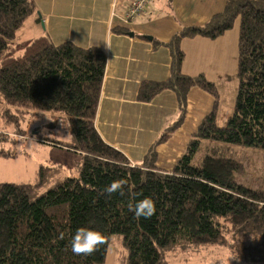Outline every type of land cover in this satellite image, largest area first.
Here are the masks:
<instances>
[{"label": "trees", "instance_id": "obj_1", "mask_svg": "<svg viewBox=\"0 0 264 264\" xmlns=\"http://www.w3.org/2000/svg\"><path fill=\"white\" fill-rule=\"evenodd\" d=\"M35 12L33 0H0V112L10 113L12 120L61 114L66 141L40 133L33 138L78 155L80 166L77 177L63 179L59 169L41 166L36 184L0 183V264H105L114 235L123 238L127 264H165L170 253L208 246H228L237 260L264 264V191L239 184L235 175L244 165L224 154L226 146L264 150V0H227L208 23L185 27L166 44L170 77L141 85V102L165 90L178 98L179 119L158 143L182 125L191 89L215 98L172 172L155 166V153L132 166L96 130L107 64L103 50L71 42L54 45L45 36L17 43V32ZM238 19V88L233 112L221 126L217 88L202 75L183 74L181 41L217 39ZM203 144H208L205 152ZM48 179L55 183L41 193ZM116 180L124 181L123 194L102 193ZM146 196L156 212L136 218L128 205ZM78 227L101 234L91 254L70 250Z\"/></svg>", "mask_w": 264, "mask_h": 264}, {"label": "crops", "instance_id": "obj_2", "mask_svg": "<svg viewBox=\"0 0 264 264\" xmlns=\"http://www.w3.org/2000/svg\"><path fill=\"white\" fill-rule=\"evenodd\" d=\"M33 1L36 12L17 32V43L45 36L54 45L71 42L83 49L103 50L107 64L96 130L132 166L142 165L149 154L155 153V166L172 172L202 120L213 110L215 98L199 88L191 89L182 125L158 143L179 119L177 95L165 90L150 102H141L139 90L144 82H164L170 77L171 52L166 44L185 27L208 23L224 10L227 0H152L144 13L131 21L126 18L131 0ZM239 34L238 19L233 29L217 39L181 41L185 53L183 74L202 75L217 88L221 126L232 114L221 115L220 89L222 83L237 75Z\"/></svg>", "mask_w": 264, "mask_h": 264}, {"label": "rangeland", "instance_id": "obj_3", "mask_svg": "<svg viewBox=\"0 0 264 264\" xmlns=\"http://www.w3.org/2000/svg\"><path fill=\"white\" fill-rule=\"evenodd\" d=\"M237 88V77L222 83L221 115L233 112ZM61 117V114L43 113L27 114L23 118L12 120L10 113L6 116L0 112V183L36 184L39 181L41 166L59 169L63 179L78 176L80 166L78 155L38 141L36 138V143L33 142L30 148L27 147L29 139L39 133L45 138L66 141L67 136L61 125ZM221 122L222 119H219L218 123ZM21 138H24L25 147L18 151L15 145ZM207 147L208 144H203V152ZM224 154L243 163L244 170L235 175L239 184L253 190L264 191V150L226 146ZM193 164H199L198 157ZM54 183L55 181L50 179L41 193L46 192ZM127 257L128 250L123 244V238L119 235L112 236L105 264H127ZM164 262L165 264H260L237 260L228 246H208L193 251L170 253L164 257Z\"/></svg>", "mask_w": 264, "mask_h": 264}, {"label": "clouds", "instance_id": "obj_4", "mask_svg": "<svg viewBox=\"0 0 264 264\" xmlns=\"http://www.w3.org/2000/svg\"><path fill=\"white\" fill-rule=\"evenodd\" d=\"M35 138H30L27 147H32ZM36 143V142H35ZM16 149L20 151L25 147L24 138L15 145ZM123 180H116L108 184L102 193H107L109 196L113 193L120 192L123 194ZM129 210L133 212L136 218H150L156 212L155 202L151 197H144L136 200L135 203H129ZM59 238L64 239V233H59ZM101 242V234L91 228L78 227L70 240V250L74 254H91L98 244Z\"/></svg>", "mask_w": 264, "mask_h": 264}, {"label": "built area", "instance_id": "obj_5", "mask_svg": "<svg viewBox=\"0 0 264 264\" xmlns=\"http://www.w3.org/2000/svg\"><path fill=\"white\" fill-rule=\"evenodd\" d=\"M152 0H131L127 11H126V18L127 20L131 21L135 19L136 16L139 14L144 13L145 7L151 2Z\"/></svg>", "mask_w": 264, "mask_h": 264}]
</instances>
